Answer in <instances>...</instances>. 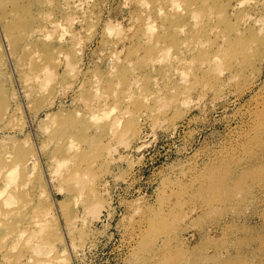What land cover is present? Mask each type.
<instances>
[{
  "label": "rangeland",
  "instance_id": "1",
  "mask_svg": "<svg viewBox=\"0 0 264 264\" xmlns=\"http://www.w3.org/2000/svg\"><path fill=\"white\" fill-rule=\"evenodd\" d=\"M61 1L0 0V264H264V0Z\"/></svg>",
  "mask_w": 264,
  "mask_h": 264
},
{
  "label": "bare ground",
  "instance_id": "2",
  "mask_svg": "<svg viewBox=\"0 0 264 264\" xmlns=\"http://www.w3.org/2000/svg\"><path fill=\"white\" fill-rule=\"evenodd\" d=\"M78 1L79 0H62L61 1V8L63 9V10H65L64 11V13H66V15H67V11L69 10V9H75V11H76V8L78 7V6H80L81 4L80 3H78ZM80 1H82V0H80ZM241 1V0H240ZM171 2L173 3V5L175 4V3H177L176 2V0H171ZM140 3H142L143 4V0H139V4ZM171 3V4H172ZM237 3H239V2H237ZM240 4H242L241 2H240ZM148 5V4H147ZM146 5V6H147ZM177 7L179 6V5H176ZM80 7H78V9H79ZM176 8V7H175ZM179 8V7H178ZM177 8V9H178ZM70 10V11H71ZM69 11V12H70ZM74 11V10H73ZM72 11V12H73ZM162 12V11H161ZM70 14H73V13H70ZM193 15H194V17L195 16H197V14L195 15L194 14V12L192 13ZM249 17H251L250 15H249ZM73 18V16L72 15H67V17H66V20L64 19V22H72V19ZM145 19H146V27H148V29H151V26H152V23L151 22H147L148 21V19H149V16H147L146 15V17H145ZM61 20V19H60ZM261 19H257L256 18V22L258 21H260ZM145 21V20H144ZM62 22H63V20H62ZM66 22V23H67ZM70 22V23H71ZM260 23V22H259ZM64 24V23H63ZM62 23H61V21H59L58 19H51V20H46V27L48 28V30L50 31V32H52V31H57V32H59L61 35H63V33L65 32V30L67 29L66 27L64 28V26H65V24L63 25ZM67 24H69V23H67ZM197 24V23H196ZM252 24V23H251ZM66 26H68V25H66ZM69 27V26H68ZM111 28V27H110ZM65 29V30H64ZM180 29V28H179ZM181 30V29H180ZM67 31H69V30H67ZM258 31H260V29L258 30ZM65 33H67V32H65ZM47 35V34H46ZM3 37L4 38H6L7 37V35L5 34H3ZM150 41V40H149ZM216 58H214V60H215ZM220 59H218V61H219ZM56 62V61H55ZM217 62V61H216ZM221 61H219V63H220ZM69 63V62H68ZM67 63V64H68ZM219 63H218V65H219ZM70 64V63H69ZM68 64V66H70ZM48 65V64H47ZM47 65H45V64H43L42 66H41V68H40V70L41 71H45V72H49V67L47 66ZM216 65V64H215ZM71 67H73V66H71ZM176 67V66H175ZM72 69V68H71ZM174 69V68H173ZM175 70V69H174ZM210 71V70H209ZM39 74H37V75H35V77H37ZM40 77V76H39ZM183 92V91H182ZM181 92V93H182ZM92 115H93V117H95V114L94 113H92ZM73 144H71L70 146H72ZM55 161V163L57 164V166L59 167L61 164L60 163H62V161L60 162L59 161V159H55L54 160ZM33 164H35V158L31 155V156H29L28 158H26L25 159V161H24V166H27L28 168H30V166H32L33 167ZM20 165V164H19ZM17 167L18 166H14V167H12V168H10V170H8V178H7V180H6V186H8L10 183H13V179H14V173L16 172V170H17ZM55 171H56V173L59 171L57 168L55 169ZM15 181V180H14ZM4 192H6V187H4V188H2L1 190H0V193L2 194V193H4ZM99 210H100V206L98 207V206H96V207H94V208H91V211H92V214H93V216L94 215H96V216H98L97 214H99ZM75 247V246H74Z\"/></svg>",
  "mask_w": 264,
  "mask_h": 264
}]
</instances>
